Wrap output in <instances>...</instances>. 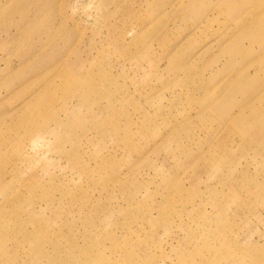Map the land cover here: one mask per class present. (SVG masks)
I'll use <instances>...</instances> for the list:
<instances>
[{"label": "rangeland", "instance_id": "1", "mask_svg": "<svg viewBox=\"0 0 264 264\" xmlns=\"http://www.w3.org/2000/svg\"><path fill=\"white\" fill-rule=\"evenodd\" d=\"M0 264H264V0H0Z\"/></svg>", "mask_w": 264, "mask_h": 264}]
</instances>
